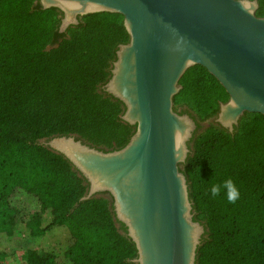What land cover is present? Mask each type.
<instances>
[{"label":"trees","instance_id":"obj_1","mask_svg":"<svg viewBox=\"0 0 264 264\" xmlns=\"http://www.w3.org/2000/svg\"><path fill=\"white\" fill-rule=\"evenodd\" d=\"M258 1L256 14L264 16V0ZM61 18L57 7L43 8L39 0H0V238L13 237L20 223L31 239L60 227L69 235L62 253L28 247L26 264H137L136 245L113 201H81L85 179L64 155L38 143L72 133L113 149L128 142L135 126L119 115L123 102L99 91L118 45L129 40L124 16L85 14L66 32H59ZM179 83L175 109L187 105L204 117L229 99L201 64L189 67ZM182 170L194 218L208 227L197 264H264V114L246 112L234 133L207 128ZM229 177L240 192L235 204L223 191L205 195L211 183ZM21 196L39 206L27 217L17 204Z\"/></svg>","mask_w":264,"mask_h":264},{"label":"water","instance_id":"obj_2","mask_svg":"<svg viewBox=\"0 0 264 264\" xmlns=\"http://www.w3.org/2000/svg\"><path fill=\"white\" fill-rule=\"evenodd\" d=\"M62 12L59 32L94 12L124 16L104 90L123 102L135 126L121 148L106 150L76 135L38 141L64 155L89 184L81 201L107 193L137 248V264H197L205 232L194 218L187 161L196 122L174 108L180 78L196 64L225 87L216 120L234 133L246 112L264 114V16L258 0H39Z\"/></svg>","mask_w":264,"mask_h":264},{"label":"rangeland","instance_id":"obj_3","mask_svg":"<svg viewBox=\"0 0 264 264\" xmlns=\"http://www.w3.org/2000/svg\"><path fill=\"white\" fill-rule=\"evenodd\" d=\"M56 46H57V44H56ZM49 47H51V46H49ZM113 61L114 60L110 61L109 66H108V69L110 72L109 77L111 76V68L113 66ZM109 77H108V79H109ZM108 79L106 80V82L108 81ZM106 82L100 84L99 91L101 93H103L105 96H112V95L108 94L103 88V85ZM122 107L123 108L121 109V111L119 113L120 116L125 111V106H122ZM176 110L180 113H188L189 115H191L193 117V119L196 122V129L194 130L193 136H192L191 140L189 141V147H190V152L188 155V158H189L190 156H192L194 154L195 143H196L197 138L207 128H209L211 126H218V125L222 127V125L219 124V122L216 120L219 110L213 114H210V115L204 116V117L197 116L194 113V111L190 110L187 107V105H179ZM241 119L239 121V124L241 122ZM239 124H238V126H239ZM238 126H236V128ZM72 134L76 135L77 137L82 139L84 142L91 144L93 146L99 147L101 149H106V150H112L113 149V146L109 147L106 145H96V144L92 143L89 140V138L85 135H82L79 133H72ZM41 139H43V138H40L39 140H41ZM188 158H187V160H188ZM185 163H183L181 165L182 168H183V165ZM77 172H78V170H77ZM78 174L80 176H82L80 174V172H78ZM84 183L87 186V189L85 191V194H86L88 192V189H89V184L86 181V179L84 180ZM93 197H104L110 201L112 200V198L107 193H99ZM17 204L22 208L23 214L26 217L30 213H32L33 211H36L39 208L37 202L33 199V197L27 198L25 196H21V198L18 200ZM50 217H51L50 213L47 212L45 214V219L49 220ZM194 217H195V211H194ZM198 221L203 223L204 227H205V232H204V235L202 236V241H203L204 238H206L208 236V227H207V224L205 221H203V220H198ZM18 228H19L18 232L13 237H7V236L2 235V237L0 238V252H3L1 254V257H0V264H26V253L24 252V250L28 247L53 248L57 253H62V251L64 250V248L67 245L68 240H69L68 233L65 231V229L60 228V227L48 231L47 235L42 239H33V238L31 239L28 236L27 231L23 227V223H20ZM202 241H201V243H202Z\"/></svg>","mask_w":264,"mask_h":264},{"label":"clouds","instance_id":"obj_4","mask_svg":"<svg viewBox=\"0 0 264 264\" xmlns=\"http://www.w3.org/2000/svg\"><path fill=\"white\" fill-rule=\"evenodd\" d=\"M195 170L200 173L199 167ZM222 191L229 203L235 204L240 197L239 189L231 177L225 179L221 183H211L210 188L205 189V195L210 193L212 198H216L221 195Z\"/></svg>","mask_w":264,"mask_h":264}]
</instances>
